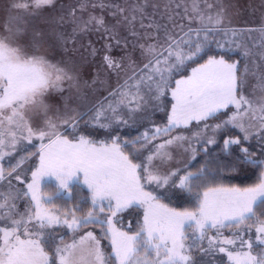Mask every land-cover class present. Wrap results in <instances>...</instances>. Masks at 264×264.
I'll return each instance as SVG.
<instances>
[{
  "label": "snow or ice",
  "instance_id": "obj_1",
  "mask_svg": "<svg viewBox=\"0 0 264 264\" xmlns=\"http://www.w3.org/2000/svg\"><path fill=\"white\" fill-rule=\"evenodd\" d=\"M190 2L191 14L185 6L179 24L171 15L164 23L157 21L156 5H151V14L148 12L149 0H135L127 7L112 5L111 15L116 24L108 27L103 15L89 13L87 19L84 18L89 7L93 11L97 7L108 8L104 0L99 4L93 0H78L75 6L60 4L59 8L58 0H5L0 7V12L6 14L0 22V264H212L206 258L214 255L217 245H235L237 240L240 242L238 251L219 247V252L227 251L232 264H264V211L257 216V208L264 205V172L260 174V182L252 187L206 188L196 211L178 212L160 203L153 193L144 191L145 183L163 187L178 174L179 169L166 175L160 172V168L173 159L169 148L175 145L182 148L184 154L191 153L184 163L187 168L188 162L198 154L193 140L197 145L204 143L202 151L208 153L207 146L217 143L215 133L229 127L238 129L242 137L225 139L222 151L227 153L231 146L255 138L261 158H254L248 147H241L242 162L254 167L264 166V24L259 28L227 27L225 21L231 23L229 9L235 5L225 0ZM202 3L204 8H201ZM180 7L181 4L176 5ZM183 19L188 21L187 26ZM36 21H42L44 26ZM69 23L71 33L66 27L62 28ZM120 26L128 32L123 37V47L127 49L130 41L133 49L138 44L146 62L142 66L135 61L125 65L124 57L117 60L105 53L106 68L118 76L121 72L125 74L123 82L104 98L107 103L101 101L87 111L72 109L74 115L68 116L70 97L64 98L66 118L61 122L71 128V138L58 131L56 119L59 117L48 118L42 127L33 128L25 118L26 113L29 109H42L47 116L51 107L44 103V98L52 89L62 93L59 86L68 82L77 90L82 86L94 90L97 80L93 79L91 85L83 81L81 85L80 67L69 55L77 51L75 45L82 35L95 31L120 45L121 38L116 31ZM245 32H259L261 38L250 46L244 41ZM221 33L223 39H216ZM213 44L219 53L213 49ZM45 45L61 48L68 58L62 57L53 63L46 55L37 54ZM106 47L111 49L112 45ZM257 47L258 52L254 51ZM225 48L228 51H224ZM230 53H239L244 59L243 71L239 60H230ZM97 54L94 47L88 53L92 57ZM205 56L204 63L193 68L190 75L176 79L175 87H171L174 75L183 71L188 63ZM169 93L171 110L163 127H156L154 131L146 129L132 140H120L117 133L110 143L85 135L75 136L79 121L89 113H93L90 121L99 128L128 125L146 114L149 105L163 110V98ZM80 99L85 105L89 103L86 97ZM223 110H230V114ZM218 114L227 118L209 125L207 121L218 118ZM191 121L203 122V129L191 137L176 135L156 143L162 135L181 126L187 127ZM209 128L214 133L211 138L206 136ZM34 136L42 143L39 163L28 182L27 175L18 172L37 153L20 157L8 170L2 161L17 151L20 140L31 142ZM44 140L48 143H43ZM137 144L139 148L124 151ZM144 151H149V155L140 160ZM136 160L139 162H134ZM213 162L207 160L197 171L187 172L174 187L190 192L196 182H204L212 175L207 164ZM80 174L84 177L83 184L92 193L93 207L86 216L77 217L72 213L70 221L66 218L61 221L58 210L46 209L44 204L57 198L61 190L79 186ZM47 175H54L58 184L54 193L46 195L41 178ZM13 177L21 187L13 184ZM4 181H7L6 190ZM21 200L26 202L23 211L18 207ZM105 200L111 212L106 221L101 218L105 214ZM137 204L144 207L142 227L133 235L117 230L113 218ZM98 205L99 212H96ZM63 215L67 217L69 213ZM253 218L255 241L243 239V227L234 231V238L220 239V229L234 224L242 226ZM89 223L101 226L103 238L111 237V252L104 251L101 239L91 231L81 235L79 241L74 239L72 244H64L61 238L53 256L45 250L56 243V235L50 231L54 226L63 224L75 231ZM188 228L193 229L191 236L187 234ZM210 229H216L215 236H207ZM248 230L251 231V225ZM205 239L207 247L203 245Z\"/></svg>",
  "mask_w": 264,
  "mask_h": 264
},
{
  "label": "rangeland",
  "instance_id": "obj_2",
  "mask_svg": "<svg viewBox=\"0 0 264 264\" xmlns=\"http://www.w3.org/2000/svg\"><path fill=\"white\" fill-rule=\"evenodd\" d=\"M96 4H99L100 0H93ZM135 0H104V3L106 5H109L108 8L101 9L97 7L95 11L92 10L91 7H89L88 13L85 14V19H87V15L93 14L96 16L103 15L106 19V23L108 27H111L116 24V19H114L111 15V12L113 11L112 5L119 4L122 7L130 6L132 3H134ZM209 2H213V0H209ZM226 3H231L235 5V7L229 9L230 13V20L231 23L229 24L228 21H225V26L227 27H236V28H259L262 24H264V7H262V4H264V0H225ZM5 3V0H0V7H2ZM78 3V0H58V8L60 4H63L65 6L72 5L75 6ZM150 6L148 8L149 14L153 12V8L151 5H156V15L155 19L161 23L166 22V18L168 16H173L175 18V21L177 24H179L184 17V7L187 6L189 8V14L190 8H191V2L190 0H149ZM177 4H181L180 8H176ZM201 8H204L203 3L201 4ZM179 13V16H176V13ZM4 12H0V22L3 21V18L5 17ZM118 19V18H117ZM36 23H39L41 27H43L42 21H36ZM145 23H148L147 20H145ZM183 23L187 26L188 21L186 19H183ZM195 26V25H193ZM66 27L67 31L71 33L72 31V25L66 24L62 26V28ZM169 27H171V24H169ZM137 28H139V24H137ZM116 31L119 33V36L121 38V44L117 45L115 40H108L106 36L102 35L101 33L92 31L89 34L82 35L81 39L78 40L77 44L75 45V48L77 51L71 52L69 55L75 58V61L78 63L80 67V74H81V85H83V81H87L89 85L92 84L93 79L97 80V83L94 86V90L92 87L84 88L83 86L77 90L75 87H71L68 82H64L59 86V89H62L61 91L57 89H52L48 95L44 98V103L49 105L51 107V110L47 113V116H45L44 111L42 109H29L26 113V119L29 121V124L33 128H39L42 127L45 120L48 118L56 119V123L59 125L58 131L62 132L64 135L69 136L71 138L72 130L68 125L62 124V120L66 117L64 116V98L70 97L68 101V116L74 115V112L71 111L72 109H75L76 111H87L88 107H91L93 105H97L99 102L103 101L104 103H107L106 100H104L105 97H108L109 93L113 91L118 85V83H122L125 79L124 72H121L119 76L110 70L106 68V66L103 64V56L105 53L110 54L113 56V58L119 60L121 57H124V63L125 65H128L131 61H135L138 64L142 66V63L146 62L143 60V57L141 56V52L139 49V45L137 44L135 46V49H133L132 43L130 41L129 46L127 49L123 47V37L128 34L127 29L123 26L117 27ZM261 35L259 32H245L244 33V41L247 42L250 46L257 44L260 40ZM216 39H223V34L221 33L219 36L216 37ZM143 43V41H141ZM111 44V49H108L106 45ZM71 48L72 45H69ZM96 48L98 50V54L95 57H92L88 55V53L91 51V48ZM213 49L219 53L220 50L216 49V45H212ZM224 51H228L227 48L224 49ZM254 51H260V49L254 48ZM39 55H46V57L51 60L53 63H56L59 61L62 57L64 59H67L68 57L64 55V52L61 48H51L48 45H45L43 48L39 50L37 53ZM212 54V53H209ZM83 57V59H82ZM207 59L205 56L203 59H197L195 62H190L187 64V66L184 68L183 71H181L178 75H174L171 82V87H175V80L180 79L182 77H186L191 74V71L193 68H196L199 66V64L204 63V60ZM230 60L231 61H240V69L243 71L244 68V59L241 57L239 53H230ZM252 83H255L254 80L251 81ZM80 97H86L87 101L89 102L87 105H85ZM171 96L170 93L163 98V110H161L159 107L149 105L147 109L146 114H141V117H138L135 122L130 121L128 125H119L116 124L112 125L111 129H105V128H99L98 126H94V124L90 121L89 116L93 113H89L88 115H85L83 119L79 121V126L77 130L75 131V136L79 137L80 135L88 136L91 139H94L96 141H108L111 142V137L116 136L117 133H119L120 140H132L136 138L137 136H140L146 129H149L151 131H154L156 127H163L168 122V113L171 110ZM228 112L230 114V110H223ZM227 116L223 114H218V118L210 119L207 121L209 125H215L220 123L222 120L226 119ZM204 123L196 121H191L190 124L187 127L181 126L179 128L173 129L170 133L166 135H162L160 139H157L156 143H162L164 139H167L171 136L176 135H184L191 137L194 132H197L200 129H203ZM229 130H232L230 132ZM226 131L227 136L225 139L232 137H242V133L239 132L238 129L229 127L227 129L219 130L215 133V139L217 143L219 142V137L221 134ZM236 132V133H235ZM206 136L208 138H211L214 136V133L211 128L208 129ZM224 139V140H225ZM224 142V141H223ZM42 141L38 139L37 137H33L32 141L29 142L28 140H20L17 151L12 153L11 157L6 156L4 160L2 161L3 167L5 170H8L13 164L17 162V160L20 159V157L29 156L31 153H37V155L31 156L24 165L21 166L20 171L18 174L20 175H27L28 182L31 181V172L35 170L36 166L39 163V147ZM43 143H48L47 140H44ZM216 143V144H217ZM214 144V145H216ZM193 147L197 148V151L199 153L200 150H202L206 145L204 143H201L197 145L195 141H192ZM187 146V145H185ZM213 146V145H208ZM242 147H248L249 153L254 154V158H261L259 149L256 145V140L253 138L250 142H244L241 144ZM140 145H130L129 147L125 148L124 151L130 152L134 148H139ZM23 149V150H21ZM5 151H11V149H5ZM169 151L172 153L173 159L168 161L166 165L160 168V172L162 175H166L168 172L175 171L179 169V172L176 176L171 178V181L169 184L164 185L163 187H158L156 183L152 184H144V191L151 192L153 195H156L159 198V202L167 205L169 208L174 209L178 212H184V211H196L199 207L200 200L202 199V194L206 190V188L203 190L202 193H200V196L197 200V207H175L171 200L174 198H177L179 196H182L183 193H192L191 191H182L177 187H174L175 184L179 183L180 177L184 176L187 172L190 170V165L193 164L194 160H191L188 162V167H184L185 161H188V157L191 156V153H188L187 155L183 153V149L179 148L177 146H172L169 148ZM149 155V151H144L139 159L143 160L144 157ZM198 156V154H197ZM196 156V157H197ZM134 162H139V160H136ZM157 163H159L157 161ZM26 170V173H25ZM192 172V171H191ZM262 172H264V166H262ZM261 174V173H260ZM83 174L79 175V185L81 187L85 188L88 191V198L90 201V209H92V202L91 197L92 193L88 190L87 185L83 184ZM13 184L16 185V187H21L22 185L19 184L15 180V178H12ZM52 183L53 185L57 186L58 181L54 175H47L45 177L41 178V186L42 191L44 194H51L55 190H45L43 187L45 183ZM260 182V179L255 181L252 184L248 185H233V184H227L225 182H219L213 185H210L209 187L213 186H219V187H225V188H231V187H238V188H247L255 186ZM4 184V190L7 189V181L3 182ZM71 190V189H70ZM70 190H61V195L63 196H70ZM26 202L21 200L18 203V207L20 211L24 210ZM103 205L105 207V214L102 215V219L105 221L107 220L108 216L111 215V212L107 208V201L105 200L103 202ZM44 207L46 209L52 210L55 208L48 207L44 204ZM132 207L140 208L141 211V217L136 221V224H131L129 221H122V213ZM57 210V209H56ZM73 209L69 210V215L65 217L63 215L64 212H59L61 221H63L65 218L69 221L72 219V213H74L77 217L86 216L89 211L86 213L84 212L83 215H78L76 212L72 211ZM96 212H99V205L95 209ZM144 220V207L140 206L139 204L130 206L126 209H124L121 212H118L117 215L113 218V225L114 227L123 232H127L129 235H133L136 233L143 225ZM129 222V223H128ZM248 223L246 220L244 222ZM234 226V225H232ZM230 226V227H232ZM107 224L104 225L105 231L107 230ZM230 227H224V228H230ZM222 228V229H224ZM253 228L255 231L256 225L253 224ZM221 230V229H220ZM53 231L56 235V243H53L49 250L46 248L45 250L49 252L50 256H53L56 244L61 242V238L64 244H72L73 240L79 241V238L81 235H84L85 232L91 231L97 238L101 239V245L106 253H109L112 251L111 248V237L103 238L102 232H101V226L95 223H89L86 225H82L78 230H69L66 225H57L54 226V229L50 230ZM193 229L188 228L187 234L191 236ZM256 235V231L254 233ZM216 235V229H210L207 232V236H215ZM227 234L222 235L220 239H223L224 237L233 238V234H231L232 237L227 236ZM255 241V236L252 239ZM203 245L205 247L208 246L207 239L204 240ZM219 247H225L228 251H238L240 244L236 243L235 245H221ZM219 247L217 245L214 255L207 257L206 259L212 261V264H232V262L229 261L227 251L224 253L219 252ZM142 251V250H141ZM218 253L219 255L216 256L215 254ZM255 254V253H254ZM79 255V254H78ZM199 255V254H198Z\"/></svg>",
  "mask_w": 264,
  "mask_h": 264
},
{
  "label": "trees",
  "instance_id": "obj_3",
  "mask_svg": "<svg viewBox=\"0 0 264 264\" xmlns=\"http://www.w3.org/2000/svg\"><path fill=\"white\" fill-rule=\"evenodd\" d=\"M229 131L233 133L232 130ZM226 136V131H224L219 137V142L216 145L207 146L210 149L208 153H204L202 150L199 151L195 161L190 165V170L192 172H195L200 169L207 160H213V163L207 164V167L212 172V175L208 176L207 180L204 182H196V184L192 187L191 194L183 193L182 196L172 199L171 203L175 207H197V200L200 196V193H202L203 190L205 188H208L210 185L219 182L245 186L259 180L260 173L262 172V166L254 167L251 164L243 163V153L240 152V148L242 147L241 145L231 146L230 150L227 153L222 151L223 141ZM43 185L45 190L56 189V184L53 185L50 182ZM88 195V191L85 188L81 187V185H79L71 188L70 196H63L60 194L51 202L45 203V205L55 208L59 212H68L69 210L73 209L72 211L76 212V214L83 215L84 212L86 213L87 211H89V208L91 206ZM261 211H264V205H261L257 208V216H259V213ZM122 217V221H129L131 224L135 225L136 221L141 217L140 208L132 207L124 211L122 213ZM247 221L248 223H245L242 226L234 224V226L221 229L220 231L222 232V235L228 233L227 236L232 237L231 234H233L238 227H243V239L252 240L255 236L253 224L256 225V221L255 218ZM249 225H251V231L248 230ZM236 243L240 244L239 240H237ZM221 245L223 244H219L218 247ZM47 249L49 250V248ZM215 255L218 256L219 254L216 253Z\"/></svg>",
  "mask_w": 264,
  "mask_h": 264
}]
</instances>
